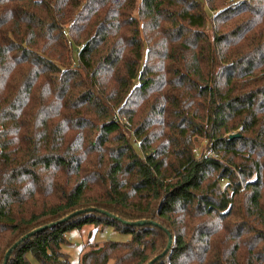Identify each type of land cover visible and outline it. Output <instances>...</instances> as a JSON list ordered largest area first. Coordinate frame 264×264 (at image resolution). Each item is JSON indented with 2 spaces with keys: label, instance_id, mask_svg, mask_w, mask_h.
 Listing matches in <instances>:
<instances>
[{
  "label": "trees",
  "instance_id": "1",
  "mask_svg": "<svg viewBox=\"0 0 264 264\" xmlns=\"http://www.w3.org/2000/svg\"><path fill=\"white\" fill-rule=\"evenodd\" d=\"M202 3L0 0V264H264V0Z\"/></svg>",
  "mask_w": 264,
  "mask_h": 264
},
{
  "label": "rangeland",
  "instance_id": "2",
  "mask_svg": "<svg viewBox=\"0 0 264 264\" xmlns=\"http://www.w3.org/2000/svg\"><path fill=\"white\" fill-rule=\"evenodd\" d=\"M229 2L232 3V1ZM202 4L205 6L204 0ZM213 13V11L208 10L209 16ZM208 22L205 29L212 37L213 32L210 28V21ZM67 237L69 243L63 246V250L68 254V259L72 264H79L81 253L85 252L89 248L88 245L93 242H104L107 240L126 241L130 238L128 234L120 233L111 228H95L90 225H84L79 231L73 230L69 232ZM108 264H112V261H109Z\"/></svg>",
  "mask_w": 264,
  "mask_h": 264
},
{
  "label": "water",
  "instance_id": "3",
  "mask_svg": "<svg viewBox=\"0 0 264 264\" xmlns=\"http://www.w3.org/2000/svg\"><path fill=\"white\" fill-rule=\"evenodd\" d=\"M237 135H238V134H230V135H229V138L236 137ZM90 209H92V208H87V209H85V210H90ZM82 211H84V210H83V209H80V210L73 211L72 213H70V214L67 215L66 217L62 218L60 221H64V220H66L67 218H69L70 216L75 215V214H77V213H81ZM105 213H106V212H105ZM143 223H145V222H144V221H136V222H134V224H143ZM41 229H42V228H38V229H36L35 231H39V230H41ZM32 233H33V232L28 233L27 235H30V234H32ZM15 244H16V243H15ZM15 244H14V245H15ZM14 245H13V246H14ZM169 245H170V240L168 241L167 248L169 247ZM9 252H10L9 249L5 252L4 257H3L2 264H6V260H7V257H8ZM157 258H158V256H155V257L152 258L150 261H148L147 264H152Z\"/></svg>",
  "mask_w": 264,
  "mask_h": 264
}]
</instances>
